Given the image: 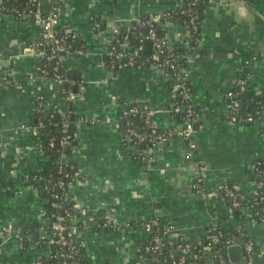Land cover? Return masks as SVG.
<instances>
[{
  "label": "crops",
  "instance_id": "crops-1",
  "mask_svg": "<svg viewBox=\"0 0 264 264\" xmlns=\"http://www.w3.org/2000/svg\"><path fill=\"white\" fill-rule=\"evenodd\" d=\"M176 1L66 0L61 9L59 31L77 36L87 50L67 55L62 63L86 87L71 104L78 141L71 160L83 178L68 190L79 210L72 241L83 248L86 264H141L138 251L149 237L146 226L157 221L174 229L168 239L181 236L193 246L213 223L242 228L254 245L246 256L248 264H264V221L251 208L235 212L218 192L220 185H231L248 197L259 186L253 167L264 164V121L231 123L226 94L245 80L246 106L251 97H264V0H245L251 23L238 22L234 12L217 8L221 0H204L196 47L185 44L183 23L164 24L167 49L178 55L193 90L189 101L198 129L192 163L206 167L201 191L193 187L189 143L174 134L183 126L169 112V80L151 66L113 72L106 64L110 23L154 16ZM96 21L105 26L103 31L93 29ZM42 35L38 23L0 14V264H35L50 253L49 242L31 240L21 249L16 232L2 230L8 224L19 230L36 223L44 226L49 219L43 194L33 186V174L48 162L33 127L35 100L42 96L61 113L68 104L59 85L37 73L32 47ZM130 105L154 128L169 133L165 142L143 152L142 161H137V148L124 145L116 126ZM99 216L113 230H99ZM43 233L39 228L35 237ZM190 264L216 263L206 254Z\"/></svg>",
  "mask_w": 264,
  "mask_h": 264
},
{
  "label": "trees",
  "instance_id": "trees-1",
  "mask_svg": "<svg viewBox=\"0 0 264 264\" xmlns=\"http://www.w3.org/2000/svg\"><path fill=\"white\" fill-rule=\"evenodd\" d=\"M41 7V13L46 14L49 10V5L44 0H38ZM113 1V0H109ZM30 0H12L8 2L7 0H3L2 8L9 9L11 7H15L18 10L22 11L23 9L29 8ZM204 0H177L173 4V8L168 9L166 12L171 14V20L178 21L183 23L186 28L191 27L192 24L191 16L182 11H188L191 9L193 15H195V27L196 32L192 31V41L191 47H196L201 38V20L203 15L204 9ZM166 12L164 14H166ZM5 15L7 12L6 10H2L0 14ZM188 13V12H186ZM13 15V16H12ZM9 15L8 13L6 16L13 17L17 21L21 22V20L14 14ZM161 17L159 23L153 25L155 28L157 35L160 39H164L165 31H164V24L167 19ZM142 20H148L149 17L141 18ZM101 26V30H104L105 26L101 24V22L96 21ZM149 30V27H141L136 25L135 23L129 24L128 28L123 27L121 28L120 34L118 38L120 40L127 39L129 41V45L132 47H143L144 42H141V38L143 35H146ZM70 37V47L71 51H75L78 48L85 47V44L79 41L77 38L72 39V35ZM193 38H197L198 41H193ZM110 48V47H109ZM165 52H169L167 49L166 44L163 46ZM51 53L48 52V55ZM141 58L144 59L145 55L141 54ZM177 62L179 67L182 69L183 64L179 61L178 55ZM66 54H59V58L63 60L65 59ZM54 62L55 58L53 59L52 63H47L46 61H42L41 65L45 66L49 71L48 79L52 80L54 71ZM62 62L59 64L57 73L63 76V82L61 87L66 91H73L74 85L70 84V81L78 82L80 81V77L72 74L71 72L66 71L63 68ZM109 68L111 67V60L108 58L106 62ZM118 62L116 63V65ZM137 69V68H133ZM113 72L119 71L118 68L111 69ZM172 81H169L170 87ZM189 84V83H188ZM248 85V84H247ZM246 85V86H247ZM190 87V96H192L193 90ZM244 89V88H243ZM240 86H235L232 90L238 93L239 101L241 102V106L238 108L236 115L238 118H245V117H252L254 122H263L264 121V97L255 96L254 98H250V104L246 106V104L242 101L244 99V92ZM178 100L180 103V112L179 113H172L175 118L178 119L179 123L182 124L184 127L185 122L187 120V112L189 109L190 101L189 99L185 100L181 96H176L172 100ZM42 104L41 109L36 110L34 114V123L33 127H37L43 152L48 157V162L45 167L35 174H33V186L35 189L39 191V193L43 194V198L45 200V209L47 212V216L49 217L47 223L44 226L41 224H34L30 227L21 229L20 236L23 240L24 245H28L31 240L33 243H43L49 242L50 244V253L48 257L42 259L43 264H86L84 259V250L79 245H77L71 239V244L73 245V249H70L68 246H61L59 243H56L55 240L51 242V226L55 221L56 215H64L65 222L64 224L68 228V232H70L74 227L73 219L79 214V210L68 198V190L70 184L74 180H82V175L80 173L79 166L71 160L72 150L77 145V139L75 136V120L76 117L72 111V102H68L67 109L65 113H61L56 108L49 105L44 97L42 99L37 98L35 100V104ZM136 106L130 105L128 108H132ZM172 107V104H171ZM129 110V109H127ZM123 111L121 114V119L119 120V130L122 132L123 136L126 134V129L130 126L129 123L131 122L134 128L142 133H145L147 136L151 135V130H153V126L150 122H147L146 119L140 114H136L132 116L129 112ZM191 110L192 106H191ZM195 113V112H194ZM194 127L198 129V121L196 116L194 115ZM65 126L66 132L63 133L62 127ZM158 134H163L165 132L159 131L155 128ZM169 135V133H166ZM70 136V144L67 147H63L60 144V141L64 136ZM167 135V137H168ZM52 144V145H51ZM151 146L149 143H145L141 145V150H138L139 157L137 161H142V155L148 147ZM138 147V146H137ZM136 147V148H137ZM144 156V155H143ZM67 158V162L64 163L62 160ZM197 164V163H196ZM259 170L264 171V164L260 163ZM261 178H264V173H260L259 171H253V180L255 181L256 185H263L261 188L257 189V192L248 197H244L240 192H238L233 186L228 185L238 194V207H233L232 203L230 206L232 209L237 213H242L248 206L251 205V209L256 213L258 219L264 217L261 213V207L264 206V202H262L259 198L261 195L264 194V181ZM63 182L66 190L60 189L57 184L59 182ZM48 189H45V187ZM98 227L99 230H113V226L107 221H100V216L98 218ZM215 224H218L216 227ZM150 228L147 230L149 233V237L147 242L139 249L138 255L142 258L141 264H179L180 259H184V264H190L191 261L198 260L206 254L211 255L212 250L221 251L228 257V247L231 241H236L240 244H245L247 242H251V240L247 237L244 229L237 228V229H227L223 225H221L220 221L217 223H213L209 226L206 234L202 238V241L198 245H190L186 243L184 239L179 236L176 240L171 241L167 237V233H165L166 228L160 222H154L150 224ZM39 228H43L44 233L43 236H36V232H38ZM122 228V227H121ZM181 246L186 248L185 252H180L181 250L178 247ZM254 246V245H253ZM180 250V251H179ZM180 252V253H179ZM197 256V258H195Z\"/></svg>",
  "mask_w": 264,
  "mask_h": 264
},
{
  "label": "built area",
  "instance_id": "built-area-1",
  "mask_svg": "<svg viewBox=\"0 0 264 264\" xmlns=\"http://www.w3.org/2000/svg\"><path fill=\"white\" fill-rule=\"evenodd\" d=\"M8 2L12 0H7ZM47 5H49V10L46 14L41 13V7L38 0H30L29 8L23 9L22 11L18 10L15 7H11L9 9L2 8L3 0H0V12L2 10H6V12L9 15H16L21 21H27L32 20L39 24V26L42 28L43 35L42 38L35 42V44L32 47V55L36 58L37 64H36V70L37 73L41 78H43L46 81H52L59 85L61 94L63 99L68 102H73L80 94H82L85 91V84L83 80H80L78 82L70 81L71 85H74L78 90L76 92L74 91H66L61 87V84L63 82V76L56 72L58 70L59 64L62 62V59L59 58V54H66L71 55L74 53H77L78 55H84L86 54L87 50L82 47L78 48L75 51H71L70 47V37L67 34H63L59 31V15L61 12V9L63 8L66 0H44ZM173 8V7H172ZM188 12V13H186ZM6 13V14H7ZM155 14L154 16L149 17L148 20H142L141 18H135L128 20L125 24L118 25L115 22L110 23V29H111V38L109 41V47L107 49V56L111 60V67L118 68L121 70L125 69H133V68H141L144 66H151L155 69V71L163 76H165L169 81H172L171 89L173 94V99L176 98V96H181L183 99H189L190 96V87L188 84V81L182 71V69L179 67V64L177 62V56L174 52L168 50L169 52H165L163 49V46L166 44L164 39H160L157 35V32L155 28L153 27L154 24L159 23L161 20V17L164 16V19H167L165 22L170 23L171 20V14L167 13L164 14ZM182 13L188 14L191 16L190 23L192 24V28H186V40L185 44L187 46H191L192 41V31L196 32L195 27V15L192 14L191 9H188V11H182ZM2 14V13H1ZM5 14V15H6ZM13 16V15H12ZM135 23L136 25H139L141 27H149V30L146 35H143L141 38V42H151V52L149 54L144 53V46L143 47H132L129 45V41L127 39L120 40L118 38V35L120 34L121 28L126 27L128 28L129 24ZM93 29L95 31H103L101 30V26L98 22H94ZM77 38V36L72 35V39ZM193 41H198V39L193 38ZM48 52L51 54L48 55ZM141 54L145 55V58H141ZM55 58L54 62V75L53 79H48L49 71L46 68L47 63H52L53 59ZM42 61H46L45 66L41 65ZM118 64L116 65V63ZM63 63V62H62ZM247 85V82L245 80L239 81L237 86H240L242 89L245 88ZM42 99V96L39 98ZM226 101H227V109L229 112V121L231 123L236 122H242V123H253L254 120L252 117H245V118H238L236 115V112L238 108L241 106V102L238 98V93L231 90L227 92L226 94ZM42 104H37L36 110L41 109ZM180 103L178 100H174L172 103V107L170 108L169 112L171 113H179L180 112ZM130 115L135 116L139 113L137 107H132L127 110ZM194 111L191 110V104H189V109L187 112V120L185 122L184 127L181 130H177L174 132L175 135H177L179 138L187 141L189 143V152L187 154V158L191 163L193 162V152L195 149V144L193 142V137L195 136L197 129L194 127ZM129 127L126 129V134L124 137V145L128 147L136 148L137 146H141L145 143H149L151 146H156L162 142H165L167 140V134H158L157 130L153 128L151 130V135L147 136L145 133H142L138 130H136L133 126V124L130 122ZM117 128H119V124H116ZM35 131L39 133L38 128L34 127ZM63 133L66 132L65 126L62 127ZM70 136H64L62 140L60 141L61 146L67 147L68 144H70ZM52 145V144H51ZM62 162L66 163L67 158L64 157ZM260 163H257L254 165V171H259L260 173H264V171L259 170ZM192 169L194 172V182L193 187L197 191L202 190V183L203 178L202 174L206 167L204 165L192 163ZM57 186L62 189L66 190L64 183L61 181L57 184ZM263 185H259L258 188H261ZM45 189H48L46 186ZM218 192L226 199H228L233 207H238V194L230 188L228 185H220L218 188ZM257 192V191H256ZM262 202H264V194L260 196L259 198ZM247 208H252L251 205ZM261 213L264 215V206L261 207ZM260 220L264 221V217L260 218ZM65 217L64 215H56L55 221L53 222L51 226V239L52 241L55 240L56 243H59L61 246H68L70 249H73V245L71 244L72 234L76 231V229H72L70 232H68L67 226L64 224ZM215 227L217 224L214 225ZM147 229H149L151 226H146ZM3 232L5 233H15L18 235L20 240V248L24 249L25 245L23 243V240L20 236L21 230L16 228L14 224H8L7 226H4L2 228ZM171 231H174L172 227L166 228L165 233H169ZM51 241V242H52ZM34 244H40V243H34ZM242 245L244 248V251L246 253V256H248L254 249L252 242H247L245 244L237 243L236 241H231L229 246L232 245ZM180 249V252H185L186 248H183L181 246L178 247ZM179 252V253H180ZM211 256L214 259L216 264H232L230 263L228 257L225 256V254L221 251L212 250ZM197 258V256H195ZM184 259L181 258L179 264H184ZM35 264H43L42 260H38Z\"/></svg>",
  "mask_w": 264,
  "mask_h": 264
},
{
  "label": "clouds",
  "instance_id": "clouds-1",
  "mask_svg": "<svg viewBox=\"0 0 264 264\" xmlns=\"http://www.w3.org/2000/svg\"><path fill=\"white\" fill-rule=\"evenodd\" d=\"M224 7L226 13L234 12L237 21L247 19L251 23V11L249 10L245 0H221V3L217 5V8ZM31 52V49L26 50ZM19 151V149H17Z\"/></svg>",
  "mask_w": 264,
  "mask_h": 264
},
{
  "label": "water",
  "instance_id": "water-1",
  "mask_svg": "<svg viewBox=\"0 0 264 264\" xmlns=\"http://www.w3.org/2000/svg\"><path fill=\"white\" fill-rule=\"evenodd\" d=\"M151 42H146L144 44V53L149 54L151 49ZM247 102V101H246ZM138 150H141V146L137 147ZM153 150V149H152ZM152 152V151H151ZM228 259L232 264H248L246 259V253L242 245H232L228 247Z\"/></svg>",
  "mask_w": 264,
  "mask_h": 264
}]
</instances>
